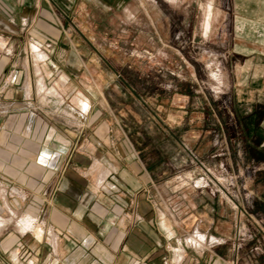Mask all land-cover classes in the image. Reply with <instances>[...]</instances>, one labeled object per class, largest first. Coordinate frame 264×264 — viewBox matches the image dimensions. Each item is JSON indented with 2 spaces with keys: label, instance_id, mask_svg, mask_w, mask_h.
Wrapping results in <instances>:
<instances>
[{
  "label": "crops",
  "instance_id": "1",
  "mask_svg": "<svg viewBox=\"0 0 264 264\" xmlns=\"http://www.w3.org/2000/svg\"><path fill=\"white\" fill-rule=\"evenodd\" d=\"M131 1L0 0V264H264V0L232 5L227 58L242 62L230 105L243 133L235 144L223 131L219 154L231 169L236 156L257 169L204 190L171 177L218 140L171 142L146 126L155 115L131 101L138 89L102 78L116 72L90 30L101 11L153 23L170 9ZM194 230L223 243L189 247Z\"/></svg>",
  "mask_w": 264,
  "mask_h": 264
},
{
  "label": "rangeland",
  "instance_id": "2",
  "mask_svg": "<svg viewBox=\"0 0 264 264\" xmlns=\"http://www.w3.org/2000/svg\"><path fill=\"white\" fill-rule=\"evenodd\" d=\"M235 1L240 5V0H139L170 4V9L151 13L153 23L145 12L129 11H101V27L91 22L92 34L101 37V63L111 68L112 74L116 72L102 78L106 83L115 81L138 89L139 98L131 93L136 99L129 100L143 113L148 110L150 114L145 103L152 107L155 119L148 128L169 133L171 142L174 136L182 137L191 149L200 138L201 149L218 140L217 152L205 155L201 163L187 156L173 171L171 179L176 185H185L182 189H195L194 182L199 181L212 187L219 181L248 178L257 169L238 156L231 169L226 157L219 155L225 153L220 137L223 131L233 135L235 144L243 133L232 118L233 93L229 92L234 78L230 70L242 62L238 56L230 61L227 58L239 17L232 11ZM210 2L212 10L208 9ZM91 17L97 18L98 13Z\"/></svg>",
  "mask_w": 264,
  "mask_h": 264
},
{
  "label": "built area",
  "instance_id": "3",
  "mask_svg": "<svg viewBox=\"0 0 264 264\" xmlns=\"http://www.w3.org/2000/svg\"><path fill=\"white\" fill-rule=\"evenodd\" d=\"M40 51V49H38ZM178 182H181L179 180ZM185 185H182L181 187H184ZM193 187L197 190H204L209 189L210 185L208 183H204L203 181L194 182ZM172 213L177 212L176 209H171ZM184 242L187 246L192 247L194 249H203V248H211L216 245L222 244L223 240L213 237V236H207L197 230H194L188 234H186V237L184 239Z\"/></svg>",
  "mask_w": 264,
  "mask_h": 264
},
{
  "label": "bare ground",
  "instance_id": "4",
  "mask_svg": "<svg viewBox=\"0 0 264 264\" xmlns=\"http://www.w3.org/2000/svg\"><path fill=\"white\" fill-rule=\"evenodd\" d=\"M208 7H210V5L208 6ZM209 9V8H208ZM208 11V10H207ZM210 11V10H209ZM208 15V14H207ZM209 18V17H208ZM206 21V20H205ZM207 23V22H206ZM209 27V26H208ZM206 29H208L207 27H206ZM43 58V57H42ZM1 222V221H0Z\"/></svg>",
  "mask_w": 264,
  "mask_h": 264
}]
</instances>
